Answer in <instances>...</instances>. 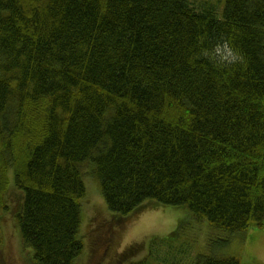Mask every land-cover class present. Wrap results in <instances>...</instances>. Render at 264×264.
Instances as JSON below:
<instances>
[{"label":"trees","instance_id":"trees-1","mask_svg":"<svg viewBox=\"0 0 264 264\" xmlns=\"http://www.w3.org/2000/svg\"><path fill=\"white\" fill-rule=\"evenodd\" d=\"M87 167L114 225L183 217L123 264H163L186 217L210 230L191 264H243L227 247L264 221V0H0V219L32 264H80Z\"/></svg>","mask_w":264,"mask_h":264},{"label":"rangeland","instance_id":"rangeland-1","mask_svg":"<svg viewBox=\"0 0 264 264\" xmlns=\"http://www.w3.org/2000/svg\"><path fill=\"white\" fill-rule=\"evenodd\" d=\"M85 182L87 191L82 201L81 226L85 254L80 264H123L145 257L150 249V239L154 236L166 238L183 218L178 210L168 208L138 213L118 226L114 225L99 181L90 167L86 168ZM1 217L0 264H32L31 254L21 243L12 213ZM188 219L184 218L188 225H182L178 238L169 239L168 244L161 248L163 253L166 250L161 257L163 264H191L199 254L209 252L210 248L204 245L210 235L208 224H193L190 228ZM215 234L214 240L224 237L221 232ZM232 239L227 247L228 253L235 255L243 264H264V221L262 227L252 225Z\"/></svg>","mask_w":264,"mask_h":264},{"label":"clouds","instance_id":"clouds-1","mask_svg":"<svg viewBox=\"0 0 264 264\" xmlns=\"http://www.w3.org/2000/svg\"><path fill=\"white\" fill-rule=\"evenodd\" d=\"M220 50L217 49V52H219ZM229 55H231V53H229ZM221 59H224L225 57L223 56V54H221L220 56ZM232 59H235L236 57L234 55L231 56Z\"/></svg>","mask_w":264,"mask_h":264}]
</instances>
